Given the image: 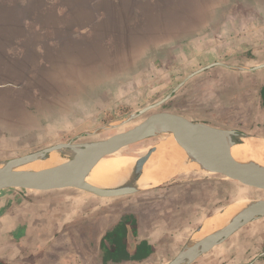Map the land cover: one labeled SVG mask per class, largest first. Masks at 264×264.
<instances>
[{"label": "rangeland", "instance_id": "374dc122", "mask_svg": "<svg viewBox=\"0 0 264 264\" xmlns=\"http://www.w3.org/2000/svg\"><path fill=\"white\" fill-rule=\"evenodd\" d=\"M130 1L0 0V163L59 143L103 140L163 111L264 137V132H243L241 123L259 112L256 90L264 82V57L240 52L218 60H186L157 51L144 27L150 22H143L141 10ZM216 62L226 65L197 73L164 104L130 119ZM172 135L148 137L115 154L138 159ZM195 172L205 176L180 175L176 181L96 200L121 210L119 225L137 212L144 236L153 239L163 263H169L209 216L233 203L228 201L236 184L203 169L188 171ZM238 187L236 202L243 206L264 199V191ZM214 196L224 199L211 203ZM5 257L12 262L23 254Z\"/></svg>", "mask_w": 264, "mask_h": 264}, {"label": "crops", "instance_id": "0c3cea01", "mask_svg": "<svg viewBox=\"0 0 264 264\" xmlns=\"http://www.w3.org/2000/svg\"><path fill=\"white\" fill-rule=\"evenodd\" d=\"M129 4L141 10L143 22H150L144 27L157 42L152 43L157 51L174 52L186 60H218L240 52L257 60L264 57V0H132ZM256 11L262 24H257ZM256 91L259 112L241 120L246 126L243 132H264V82ZM233 116L239 120V114ZM180 175L205 176L184 172L174 181ZM232 189L235 194L228 203L240 198V187ZM79 191L0 190V263L168 264L153 239L144 236L137 212L119 225L118 207L100 204L97 196ZM223 199L214 196L211 203ZM17 253L23 257L17 258ZM11 255L17 259H5ZM189 264H264V217Z\"/></svg>", "mask_w": 264, "mask_h": 264}, {"label": "water", "instance_id": "95a60500", "mask_svg": "<svg viewBox=\"0 0 264 264\" xmlns=\"http://www.w3.org/2000/svg\"><path fill=\"white\" fill-rule=\"evenodd\" d=\"M214 65L226 64L216 62L190 74L164 99L144 108L140 113L131 116L130 119L136 118L152 108L161 106L188 79ZM161 134H175L179 144L185 148L187 153L200 166V169L219 174L237 186L264 191V171L240 167L226 151V146L242 142L243 139L250 137L249 135L237 130L193 121L184 114L167 111L152 114L127 131L117 133L103 140L59 143L36 152L5 160L0 163V190L16 188L49 191L77 188L105 198L137 192L140 188L128 185L117 188L97 187L88 183L86 177L103 158L111 156L122 148L140 142L145 138ZM54 151L60 152V154L64 152L70 158L45 170L23 169L26 165ZM151 152L152 148L137 159L136 169H139L148 161ZM261 217H264V199L250 201L225 227L207 238L190 241L183 247L177 257L168 264H189L193 262L199 256L225 242L243 226Z\"/></svg>", "mask_w": 264, "mask_h": 264}, {"label": "bare ground", "instance_id": "6f19581e", "mask_svg": "<svg viewBox=\"0 0 264 264\" xmlns=\"http://www.w3.org/2000/svg\"><path fill=\"white\" fill-rule=\"evenodd\" d=\"M229 146H226V151L240 167L264 171V137H247L242 142ZM66 160L67 158L60 152L54 151L26 165L23 169L45 170ZM136 161L137 159L129 154L105 157L92 169L86 181L101 188L128 185L141 189L148 185L162 184L181 172L200 169L185 148L179 144L175 134L167 138L159 148L156 147L148 161L139 169L135 167ZM242 208V202H233L220 212L209 216L200 230L193 234L192 240L198 241L215 234L225 227Z\"/></svg>", "mask_w": 264, "mask_h": 264}, {"label": "trees", "instance_id": "16d2710c", "mask_svg": "<svg viewBox=\"0 0 264 264\" xmlns=\"http://www.w3.org/2000/svg\"><path fill=\"white\" fill-rule=\"evenodd\" d=\"M122 237H123V236H122ZM122 237H121L120 239L123 241V238H122ZM119 252H121V251L118 250L117 253H119ZM116 257H117V258H120V257H118V256H116Z\"/></svg>", "mask_w": 264, "mask_h": 264}]
</instances>
